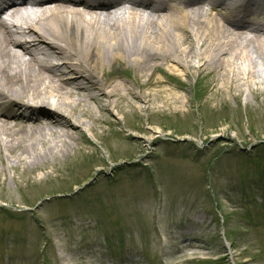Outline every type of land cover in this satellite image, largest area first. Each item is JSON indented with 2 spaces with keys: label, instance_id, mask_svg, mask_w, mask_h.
<instances>
[{
  "label": "rangeland",
  "instance_id": "1",
  "mask_svg": "<svg viewBox=\"0 0 264 264\" xmlns=\"http://www.w3.org/2000/svg\"><path fill=\"white\" fill-rule=\"evenodd\" d=\"M172 77L184 111L122 103L39 183L3 155L0 264H264V92Z\"/></svg>",
  "mask_w": 264,
  "mask_h": 264
},
{
  "label": "bare ground",
  "instance_id": "2",
  "mask_svg": "<svg viewBox=\"0 0 264 264\" xmlns=\"http://www.w3.org/2000/svg\"><path fill=\"white\" fill-rule=\"evenodd\" d=\"M173 74L260 99L264 0H0V161L34 185L122 103L184 111Z\"/></svg>",
  "mask_w": 264,
  "mask_h": 264
}]
</instances>
